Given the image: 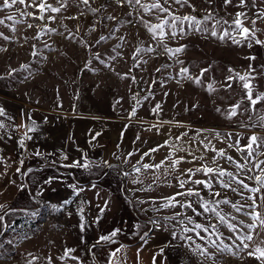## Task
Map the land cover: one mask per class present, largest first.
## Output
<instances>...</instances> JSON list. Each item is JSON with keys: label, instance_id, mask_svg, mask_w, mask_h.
I'll return each instance as SVG.
<instances>
[{"label": "rangeland", "instance_id": "1", "mask_svg": "<svg viewBox=\"0 0 264 264\" xmlns=\"http://www.w3.org/2000/svg\"><path fill=\"white\" fill-rule=\"evenodd\" d=\"M43 2L60 11L40 12L33 0H17L4 9L0 0V109L4 104L19 109L26 105L50 113L61 137L64 119L69 120L71 137L84 140L86 134L91 145L84 162L74 164L71 172L77 179L96 181L103 192L89 189L84 196L74 189L67 199L74 206L76 198L83 199L86 207H75L76 216L68 217L63 206L59 216L57 207L46 208L39 200L38 181L7 173L4 167L10 163L0 160V264H264L256 259V250H264V225L245 214L252 212L247 197L254 196L255 210L264 219V188L258 193L236 183L224 188L220 182L228 181L227 176L197 171L224 169L250 188L259 187L254 177L261 175L264 164L259 169L253 165L264 161V101L251 105L239 77L250 83L253 99L264 94V43L255 42H264V0H244L243 5L240 0L227 5L224 0ZM156 3L168 11L150 7ZM237 18L250 30L248 39L235 26ZM165 21L163 36L158 29L155 35L149 31ZM182 69L187 71L181 74ZM235 105L239 108L232 116ZM253 134L262 142L249 157L238 149ZM229 156L244 168H237ZM176 160L180 162L174 164ZM89 165L102 166L86 174ZM53 172L38 176L40 185L47 178L68 180ZM193 181H207L211 187ZM189 189L199 195H187ZM217 192L219 196L213 195ZM225 199L230 203H222ZM205 203L225 223L213 211L205 212ZM36 204L28 212L21 208ZM233 204L244 207L238 212ZM92 211L108 220L110 232L64 233L78 216L89 221ZM43 222L61 234H45ZM228 223L236 226L235 233ZM250 224L254 229L245 227ZM246 233L250 241L237 238Z\"/></svg>", "mask_w": 264, "mask_h": 264}, {"label": "crops", "instance_id": "2", "mask_svg": "<svg viewBox=\"0 0 264 264\" xmlns=\"http://www.w3.org/2000/svg\"><path fill=\"white\" fill-rule=\"evenodd\" d=\"M1 109L3 112L0 114L2 117V122H0V160H3V163L5 160L10 163L9 166L4 167L5 170L8 171L7 173H19V175L24 176L28 175V179L31 183L38 181L36 187H39V189H36L35 193L39 196V200L42 201L44 207H57V214L60 216L62 208L67 206L65 209L69 210L63 211L62 214L66 213L68 217L69 215L76 216L78 211L76 208L82 206V204L83 207H86V205L83 199L80 198L75 199V206L72 205L67 199L69 192L75 189L76 191L82 192L84 196L89 192V189L93 192H103L96 181H90V179H88V181L77 179L74 177L75 174L71 172V168L74 164H77V162L80 164L84 162L83 158H85L88 151H90L89 147H91V145L90 142L87 141L86 134L85 137H83L84 140H82V138L77 140L73 135L71 137L70 133L74 129H71L69 120L64 119L63 125L66 130L63 134L64 136L61 137V129L58 127L59 124L56 126L55 124L57 123H53L50 113L45 114L32 110L31 108L28 110L26 105L19 109L13 108L12 104L9 106L4 104ZM88 129L89 127L86 126L84 132H87ZM24 153L26 156L23 155ZM18 155L22 156L19 157ZM38 161H41L43 165L37 164ZM0 163L2 162L0 161ZM86 165L87 164L84 163L82 167L85 169ZM35 166L39 168L33 169ZM82 167L81 170L84 173L85 170ZM29 169H33L34 172ZM47 170L54 171L53 173L58 177H67L68 180L63 179L64 182L62 180L59 182L55 178H47L46 183L42 186L40 185L38 176H43V174H45L44 172H47ZM31 172L33 173L30 174ZM51 187H53L54 191L50 190ZM79 194L81 195V193ZM39 200L37 201L38 203L41 202ZM96 201L98 202V200L95 199L93 203L96 204ZM39 205H22L21 208L28 212L29 210L37 208ZM106 212L107 211H104V214H106ZM77 219L76 221H72L75 224L72 229L70 227H68L69 230L67 231L63 229L65 234L72 233V235H76L78 231L80 234L85 235H103L110 232L109 230L112 228V226H108V220H103L106 218L104 216L102 217L100 212L93 213L92 211L89 216V221L86 220L84 216H78ZM39 220L43 221L42 218ZM40 226L42 228L45 227V234H61L60 231L54 229V227H49L50 225L45 226L44 222ZM40 226L37 228L39 229ZM55 231L57 232L55 233ZM123 245L125 244H122L119 248H123Z\"/></svg>", "mask_w": 264, "mask_h": 264}, {"label": "snow or ice", "instance_id": "3", "mask_svg": "<svg viewBox=\"0 0 264 264\" xmlns=\"http://www.w3.org/2000/svg\"><path fill=\"white\" fill-rule=\"evenodd\" d=\"M16 2H17V0H11V2H10V0H4V3H3V6L2 7L4 9L11 8V7H13V5ZM165 2H167V0H165ZM175 2L176 3H181V0H175ZM184 2L186 3L187 0H184ZM224 2H225V5H227V4L231 3V0H224ZM19 3L20 4H25L26 3V0H19ZM82 3L85 4V5H88L89 4V0H82ZM117 3H120L121 5H123L124 0H117ZM127 3L129 5H131L133 3L134 4H140V0H127ZM240 4L243 5L244 4V0H240ZM32 6L37 7L40 12H45L46 10H49V9L52 12H59L60 11L59 8H52L50 5H46V3L43 2V0H41L40 3H36V0H33ZM142 7L145 8V11H148L149 10V6H147V5H142ZM150 7L156 8V9L160 10L161 12H167L168 11V9L163 8L162 5L159 4V3L153 4ZM29 15H31V14L29 13ZM237 15L239 17V16H242L243 14L242 13H239ZM261 16L264 17V13H262ZM36 18L37 19H44L43 16H39V17H36ZM8 19H13V18L12 17H8ZM183 20H185V21H193V20H195V18L194 17H184ZM3 23H4V21L3 20H0V24H3ZM166 24H167V21H165L163 25H155V26H152V27L149 28V31L153 32V34L155 35L156 32H157V29H158L160 35L163 36L164 35V27H165ZM234 24H235V26L237 28H239L240 32L243 34V38L244 39H248V34H249L250 30L248 28H246V27H242L241 26L242 25V21L239 18H237L234 21ZM29 27H31V25H29ZM174 27L175 26L173 25V28ZM212 35L215 36L216 33L213 32ZM225 35H229V33H225ZM0 36H3V34L0 33ZM3 38L5 40L8 39L7 36H4ZM220 38L223 39V37H220ZM103 39H106V38L105 37H101V40H103ZM234 42L239 43V41H234ZM255 42L257 44L264 43V42H261L258 39ZM169 51H171V50H169ZM180 51H182V49H176L175 50V52H180ZM33 54L35 55V53H33ZM96 59L99 60L100 57L97 55ZM186 71H187L186 69H182L181 70V74L185 73ZM239 78H240V80L245 81V83H244L243 86H244L245 89H248V91L246 93V97L250 101L251 105L254 106L259 101H264V94L258 95L256 99H253V95H252V91H251V85L247 81L246 77L243 76V75H241ZM229 79H231V78H229ZM157 108H159V105H157ZM237 108H239V105H235L233 107V109L231 111V115L232 116H234V115L237 114L236 113V109ZM2 112H3V110L0 109V114H2ZM132 115H135V112H133ZM260 120L261 121H264V116L260 117ZM261 127H264V124H261ZM261 142H262V138L261 137H258L255 134H253V135L250 136L249 143L245 146V148L244 149H238V151H244V152L247 153V155L249 157H251L253 155V152L255 151V149H254L253 146L255 145L258 148V147L261 146ZM230 146H232V145H230ZM156 150H158V149H153L152 151H156ZM220 155L223 157L224 156V153L221 151L220 152ZM226 159L229 160V161H233V158L230 157V156L229 157H226ZM179 162H180L179 160H176L173 163L174 164H178ZM233 162L236 163V167L237 168H240V169H243L244 168V165H242V164H240L238 162H235V161H233ZM77 164H78V162H77ZM262 164H264V161H259L258 163H255L253 166L255 168L259 169L260 168V165H262ZM145 167L147 168V167H152V166L151 165H145ZM248 170L251 171V169H248ZM137 171H139V169H137ZM197 171H202L205 175L215 174V175H217L219 177H225V176H227L228 177V181H223L222 180L220 182V186L221 187H224V188H231V184L232 183L239 184L241 186V188L248 190L250 193H258V192H260L261 188H264V179L261 178L262 176H264V169H261V175L260 176L254 177V179L259 184V187H255V188H250L249 185L246 184L243 179L237 178L232 172H227L224 169L217 170V169H214V168L204 167V168H201V169H197ZM188 172H189L190 175H194L195 174V173H193V171L191 169H189ZM249 179H252V177H249ZM184 183H185L184 181H181L180 182V187L181 188L184 187ZM193 183L204 184V186L207 187V188H209V189L211 187L208 184L207 181H193ZM232 191H237V190L236 189H232ZM177 195H184V193H178ZM187 195H199V193L198 192H193V190L189 189V192L187 193ZM213 195L219 196L220 194L217 192V193H214ZM247 199H249V200L252 201V204L248 205V207L250 209H252V212L251 213H245V214L246 215H250V217H251V219L253 221L260 220V223L262 225H264V219H260V214L258 212H256V210H255L256 209L255 197L254 196H249V197H247ZM261 199L264 200V195L261 196ZM175 200H176L175 197H171L170 198V201H175ZM222 203L228 204L230 202L225 199V200L222 201ZM173 206H175V205H173ZM179 206L180 207H184L185 205L184 204H179ZM186 206L189 207V208H191L192 207V204L191 203H188ZM233 207H235L236 208V211L239 212V211H242V209H243L244 206L243 205L237 206V205L233 204ZM203 208H204V211L205 212H207V211H213L214 214L219 218L220 222L221 223H225V218L223 216H221L219 212H215L214 209H210L207 203H205L203 205ZM194 211H195V209H194ZM233 219H235V217H233ZM190 223H191V221H190ZM241 223H243V222H241ZM227 227H228V229L230 231H232L234 233L237 231V228H236V226L234 224L228 223L227 224ZM245 227H247L250 230H252V229H254L255 224L246 225ZM195 228H202V225L196 224L195 225ZM213 229L215 230V226H213ZM202 230L205 231V232H207L208 231V228H202ZM185 231H192V229H185ZM111 235L114 236V235H116V233L113 232ZM197 235H199V233H197ZM201 238L203 239V237H201ZM237 238L240 239L243 242L244 240L250 241L252 239V236L246 233L243 236H238ZM101 239L102 240L110 239V237H101ZM211 243H212L213 246H216V242L215 241H211ZM244 246L247 247L246 244ZM256 251L259 253V255L256 256V259H258V260L264 259V250L257 249Z\"/></svg>", "mask_w": 264, "mask_h": 264}, {"label": "trees", "instance_id": "4", "mask_svg": "<svg viewBox=\"0 0 264 264\" xmlns=\"http://www.w3.org/2000/svg\"><path fill=\"white\" fill-rule=\"evenodd\" d=\"M95 166V167H94ZM102 166V165H101ZM101 166H96V165H89L88 167H86L87 169H86V174H87V172H89L90 170H92L91 168H96V169H98L99 167H101ZM101 170H103L102 168H101ZM101 170H98L97 172H99L100 171V173H101ZM99 173V174H100ZM13 206H18V205H16V204H14ZM26 206H29V205H26ZM16 208H19V207H16ZM11 211H14V210H11ZM18 211V210H17Z\"/></svg>", "mask_w": 264, "mask_h": 264}, {"label": "built area", "instance_id": "5", "mask_svg": "<svg viewBox=\"0 0 264 264\" xmlns=\"http://www.w3.org/2000/svg\"><path fill=\"white\" fill-rule=\"evenodd\" d=\"M21 153H22V152H21ZM23 155H24V156H26V154H25V153H24Z\"/></svg>", "mask_w": 264, "mask_h": 264}]
</instances>
